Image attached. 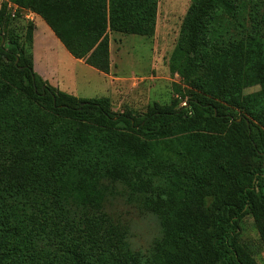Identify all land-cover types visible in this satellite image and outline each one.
I'll return each mask as SVG.
<instances>
[{
  "label": "trees",
  "instance_id": "trees-1",
  "mask_svg": "<svg viewBox=\"0 0 264 264\" xmlns=\"http://www.w3.org/2000/svg\"><path fill=\"white\" fill-rule=\"evenodd\" d=\"M11 1L39 14L73 57L103 73L109 31L151 35L155 26L157 0ZM236 1L191 0L170 68L192 89L184 105L140 114L112 110L106 96L77 97L50 85L33 67L34 23L9 28L11 13L0 5V108L21 96L51 114L28 133H9L12 150L0 153V264H10L28 228L50 239L54 225L71 242L64 251L70 264H251L239 234L250 215L264 245V15L261 29L234 42L228 34L207 38L216 11L230 19ZM237 29L244 34V26ZM254 84L260 88L243 92ZM60 120L77 133H55ZM51 139L56 148L46 158ZM66 163L80 168L82 184L98 185L97 205L78 211L60 196L57 175ZM152 188L157 201L147 196ZM114 195H133L156 212L161 238L149 256L128 248L104 210Z\"/></svg>",
  "mask_w": 264,
  "mask_h": 264
},
{
  "label": "rangeland",
  "instance_id": "rangeland-1",
  "mask_svg": "<svg viewBox=\"0 0 264 264\" xmlns=\"http://www.w3.org/2000/svg\"><path fill=\"white\" fill-rule=\"evenodd\" d=\"M7 1L14 4L11 0H0V5L6 4ZM190 2L191 0H157L155 26L151 35L108 32L112 64L108 74H110L112 86L107 89L105 95L101 96L109 98L112 110L121 112L131 109L136 114H140L155 107L176 108L185 104L188 91L192 89V86L170 68V56L179 42L181 24ZM236 3L237 11L230 19L222 18V13L219 10L216 11L214 16L217 25L211 27L207 35L209 40L214 41L228 34L230 40L234 42L248 31L255 28L261 29L263 23H259V19L261 14L264 15V0L242 2L237 0ZM9 11L11 13L9 28L15 26L21 30L27 23H31L28 16L29 9L17 7L13 14L11 10ZM238 25L244 26V34L238 31ZM70 66L67 71H75ZM74 67L78 68L75 65ZM79 71L84 76L81 80H78ZM75 73L76 76L72 81L75 80L78 88L87 86L93 90H100L104 87L100 85L101 81L96 80L85 69H77ZM259 88V84H254L245 87L243 92H253ZM245 114L251 117L248 113ZM49 121H51L50 112L38 111L24 97H11L9 103L0 108V153L8 155L12 150L8 147L9 133L25 134L30 132L27 126L41 127L42 123ZM55 127H57L55 133H77L74 125L64 120L58 121ZM56 143L51 139L46 147V158L54 154ZM79 170L80 168L66 163L61 173L57 175L60 196L70 200L73 206L75 204L78 211L82 210L86 204L99 203L98 185L96 183L82 184L79 180ZM88 170H94L97 173L96 166L95 169L90 166ZM81 172L83 173L82 170ZM147 196L149 200L159 199L158 193L153 191V188ZM110 197V203H105L103 208L113 218L122 239L134 253L141 254V257L149 256L154 244L161 238V228L156 212L140 208L133 195L127 196V201L116 195ZM210 201L211 198H206L207 204ZM100 210L102 211V208ZM104 224L106 227L110 226L105 222ZM50 226L48 222L46 229L51 233ZM54 226L52 229L54 235L50 239H47L43 232L39 233L38 229L28 228L26 237L14 243L15 254L10 264H70L65 249L72 246L71 242L65 235L55 233ZM239 244L242 250L246 251L251 264H264V245L258 227L250 215H245L240 221ZM111 264L118 263L111 261Z\"/></svg>",
  "mask_w": 264,
  "mask_h": 264
},
{
  "label": "crops",
  "instance_id": "crops-1",
  "mask_svg": "<svg viewBox=\"0 0 264 264\" xmlns=\"http://www.w3.org/2000/svg\"><path fill=\"white\" fill-rule=\"evenodd\" d=\"M28 14L30 20L34 23L32 53L33 67L36 73L53 87L77 97L90 98L105 95L107 89L112 86V80L109 78L110 74L93 68L81 58L73 57L39 14L31 11ZM74 65L78 68H75ZM111 65L110 62V71ZM69 66L75 71L68 72ZM77 69H85L96 80L101 81L102 84L100 83V85H104V87L100 90H93V88H87V86L86 88H78L75 80L72 81L76 76ZM81 73L79 71L78 80L84 77Z\"/></svg>",
  "mask_w": 264,
  "mask_h": 264
},
{
  "label": "built area",
  "instance_id": "built-area-1",
  "mask_svg": "<svg viewBox=\"0 0 264 264\" xmlns=\"http://www.w3.org/2000/svg\"><path fill=\"white\" fill-rule=\"evenodd\" d=\"M6 8L11 10L12 14L14 10L17 8V5L10 3L9 1L6 2Z\"/></svg>",
  "mask_w": 264,
  "mask_h": 264
},
{
  "label": "water",
  "instance_id": "water-1",
  "mask_svg": "<svg viewBox=\"0 0 264 264\" xmlns=\"http://www.w3.org/2000/svg\"><path fill=\"white\" fill-rule=\"evenodd\" d=\"M3 41V40H2ZM238 121L240 120V118L239 119H237Z\"/></svg>",
  "mask_w": 264,
  "mask_h": 264
}]
</instances>
